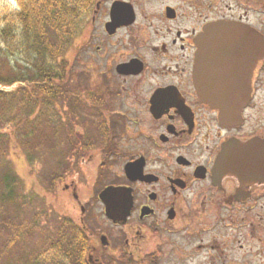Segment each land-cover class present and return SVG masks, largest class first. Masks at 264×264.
<instances>
[{"label":"flooded vegetation","instance_id":"af4514ba","mask_svg":"<svg viewBox=\"0 0 264 264\" xmlns=\"http://www.w3.org/2000/svg\"><path fill=\"white\" fill-rule=\"evenodd\" d=\"M86 18L65 56L81 144L53 147L48 194L95 157V185L115 180L54 219L53 248L83 243L79 264H264V0H94ZM67 111L51 105L52 127ZM109 187L130 200L116 219Z\"/></svg>","mask_w":264,"mask_h":264},{"label":"trees","instance_id":"16d2710c","mask_svg":"<svg viewBox=\"0 0 264 264\" xmlns=\"http://www.w3.org/2000/svg\"><path fill=\"white\" fill-rule=\"evenodd\" d=\"M14 1V11L5 7L0 13V231L10 235L12 243H19L20 237L27 238L34 232H25L21 224L14 223L22 217L20 208L26 205L27 198L14 169L8 167L9 152L12 143H16L34 163L44 160L46 150L51 152L55 145L81 144V139L72 131L74 124L80 123L75 119L76 111L83 110L84 106L73 101L74 96L65 88L68 63L64 58L72 41L87 24L86 17L94 0ZM51 105L69 108L64 113L66 121H56L54 127L49 120ZM38 147L42 153L37 152ZM62 167L64 164L60 163L40 174L44 192L52 193L56 182L62 180L54 171ZM69 223H63L64 231L68 230ZM50 228H37L41 241L37 251L26 258L27 264H68L54 259V249L60 250L64 258L75 250L78 256H71L78 261L69 264H79L83 260L79 254L83 243L76 246L61 240L53 248Z\"/></svg>","mask_w":264,"mask_h":264},{"label":"rangeland","instance_id":"374dc122","mask_svg":"<svg viewBox=\"0 0 264 264\" xmlns=\"http://www.w3.org/2000/svg\"><path fill=\"white\" fill-rule=\"evenodd\" d=\"M7 7L9 11H14L16 9V4L14 0H0V13L3 8ZM96 45V42L93 43ZM93 46V47H94ZM66 60V58H64ZM78 70H82V66L75 68L73 73ZM76 75V74H75ZM75 75L74 80H75ZM50 120V118H49ZM63 121V120H62ZM53 121L50 122V124ZM52 127V124H51ZM37 152H40L41 149ZM48 149V147H47ZM57 150L56 152H49L46 150V158L44 160H39L33 163L32 158L17 146L16 143H12V148L10 149L8 161V167L14 169L16 176L22 183L23 195L26 199L25 206L20 208V217L14 221L15 224L22 228H25V232H34L32 236L20 237L19 243H12L10 235L6 236L2 231H0V264H27L26 258H29L31 254L37 251V246L41 241V233L37 232V228L40 226L44 230L49 227L54 226V219L59 216H63L68 212L73 213L75 206L77 205V218L82 212L79 210V205L85 204L84 201L92 197H96L103 186L110 185L114 182L115 178L113 173L115 170L110 168L106 171L100 181L103 185H95V175L97 173V168L100 164V159L95 157L92 161H85L81 164L82 170L85 175L84 181L81 176L75 177L74 175L67 179V181L58 186L57 194L52 195L44 192L41 187L39 177L42 172H49V167H52L54 163L59 159ZM60 159L63 156H59ZM59 159V160H60ZM7 165H5V171H7ZM78 197V200L75 198ZM98 214V212H94ZM30 226V227H29ZM31 227L33 229H31ZM40 230V229H39ZM42 232V230H41ZM45 232V231H43ZM26 238V239H25ZM12 243L10 246L8 244ZM6 247V249H5Z\"/></svg>","mask_w":264,"mask_h":264},{"label":"water","instance_id":"95a60500","mask_svg":"<svg viewBox=\"0 0 264 264\" xmlns=\"http://www.w3.org/2000/svg\"><path fill=\"white\" fill-rule=\"evenodd\" d=\"M111 28H116L119 25L116 24H110ZM210 28V27H209ZM214 28H210L209 30L206 31V34H210L213 32ZM224 30L229 31V27H223ZM1 88V87H0ZM201 94L202 98L210 104V106L214 107L215 109H218L220 111L221 119L226 118V112H228V108L231 105L224 104L222 102H218L216 100V97L212 96L210 90L207 88L202 87L201 88ZM5 90H10V88L5 89ZM242 106L239 107H231V112L233 115H237L238 110H240ZM128 170V168H127ZM128 193L123 192L121 190L109 187L106 188L101 194H100V199L102 202H104L106 206V210L108 215L113 216V218H118L119 216H123L125 209H130L129 202L130 200L128 199Z\"/></svg>","mask_w":264,"mask_h":264}]
</instances>
